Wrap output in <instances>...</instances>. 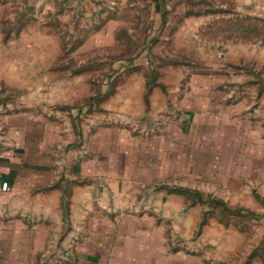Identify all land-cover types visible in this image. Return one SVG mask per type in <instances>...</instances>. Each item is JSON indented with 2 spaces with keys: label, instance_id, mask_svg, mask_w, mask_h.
I'll return each instance as SVG.
<instances>
[{
  "label": "rangeland",
  "instance_id": "1",
  "mask_svg": "<svg viewBox=\"0 0 264 264\" xmlns=\"http://www.w3.org/2000/svg\"><path fill=\"white\" fill-rule=\"evenodd\" d=\"M23 161L57 188L60 236L73 182L96 199L103 177L161 225L171 264H264V0H0L16 205Z\"/></svg>",
  "mask_w": 264,
  "mask_h": 264
},
{
  "label": "crops",
  "instance_id": "2",
  "mask_svg": "<svg viewBox=\"0 0 264 264\" xmlns=\"http://www.w3.org/2000/svg\"><path fill=\"white\" fill-rule=\"evenodd\" d=\"M32 167L44 168L23 161L22 205L9 198L18 193L14 185L19 182V173L12 168L0 173V264H171L161 225L147 214L135 217L132 207L129 209L131 190L121 189L116 182L110 195L102 184L107 180L103 177L99 178L96 199L88 184L73 182L67 231L60 236L58 228L63 220H58L59 203H52L57 188L52 184L45 187L49 178L30 172ZM4 183L10 186L8 190L3 189ZM98 196L99 202L93 203ZM107 198L113 204H105ZM124 210L127 214L117 215ZM22 215L23 220L18 218Z\"/></svg>",
  "mask_w": 264,
  "mask_h": 264
},
{
  "label": "trees",
  "instance_id": "3",
  "mask_svg": "<svg viewBox=\"0 0 264 264\" xmlns=\"http://www.w3.org/2000/svg\"><path fill=\"white\" fill-rule=\"evenodd\" d=\"M199 197H198V200L199 201H203V198L200 196V195H198ZM216 201V200H215ZM217 203H219V202H221V200L220 201H216ZM225 205V204H224ZM232 213H234V214H241V211L239 210V211H234L233 210V212ZM249 214H251V215H254L255 213L253 212V211H249Z\"/></svg>",
  "mask_w": 264,
  "mask_h": 264
},
{
  "label": "built area",
  "instance_id": "4",
  "mask_svg": "<svg viewBox=\"0 0 264 264\" xmlns=\"http://www.w3.org/2000/svg\"><path fill=\"white\" fill-rule=\"evenodd\" d=\"M4 184H7V183H4ZM6 187H7V185H6Z\"/></svg>",
  "mask_w": 264,
  "mask_h": 264
}]
</instances>
